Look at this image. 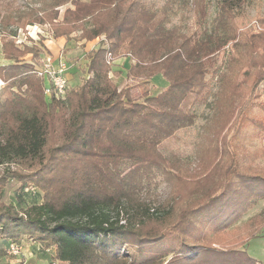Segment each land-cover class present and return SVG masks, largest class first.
<instances>
[{
  "label": "trees",
  "instance_id": "1",
  "mask_svg": "<svg viewBox=\"0 0 264 264\" xmlns=\"http://www.w3.org/2000/svg\"><path fill=\"white\" fill-rule=\"evenodd\" d=\"M184 1L199 26L205 22L207 0ZM245 1L216 0L212 28L199 33L165 27L169 3L155 11L143 0H53L38 19L48 20L51 35L69 40L79 31V40L103 35L106 44L86 52L88 76L63 99L45 95L46 79L35 67L42 49L11 45L4 50V58L12 60L0 64L8 90L0 100V235L7 247L13 237L28 234L54 247L50 258L56 264H259L243 245L261 234L263 218L246 237L233 239L239 242L216 247L206 241L209 233L224 230L264 199V166L243 165L228 153L216 181L188 203L179 204L174 196L170 204L153 206L141 191L155 171L170 183L186 176L192 181L217 167L212 158L209 169L184 173L158 145L193 123L190 107L206 99L205 77L215 68L216 54L250 40H258L253 48L264 46V32L238 31L236 17ZM60 6H65L62 16L54 9ZM21 52L30 53L31 60H22ZM120 54L134 60L126 84L162 74L167 87L156 96L143 92L142 100L132 97L128 86L120 92L109 75L111 60ZM236 62L230 58L228 68ZM246 66L255 70L254 87L264 78V55L250 57ZM242 83L233 79L225 99L217 101L222 113L228 110L221 127L241 131L247 122L262 133L264 120L250 115L258 100L242 93ZM220 139L215 137V154L224 151ZM10 180L20 190L42 189L40 203L22 214L4 203L3 188Z\"/></svg>",
  "mask_w": 264,
  "mask_h": 264
},
{
  "label": "rangeland",
  "instance_id": "2",
  "mask_svg": "<svg viewBox=\"0 0 264 264\" xmlns=\"http://www.w3.org/2000/svg\"><path fill=\"white\" fill-rule=\"evenodd\" d=\"M143 1L155 11L160 10L165 3H169L164 25L165 27H176L180 32L196 30L201 33L205 28L211 29L213 19L217 14L216 0H207V16L205 22L199 26L195 13L189 5L184 3V0ZM51 2L53 0H0V64L12 62V60L4 58L5 51H9L11 45L16 46L21 51L25 50L26 45L37 46L42 49V53L40 54V64H37L36 68H40L41 57L46 55H49L52 60L62 56L67 61L69 65L67 90H69L88 76L86 52L104 47L106 45L105 39L101 35L90 41L79 40V31L71 33L69 40H66L65 36L54 37L53 34L51 35L48 20H38L43 11L50 8ZM64 7L54 8L58 16L63 15ZM236 21L238 31L241 34L251 35L264 32V0H246L236 17ZM14 33L15 35H13ZM7 42H9V46H5ZM257 42L258 40H250L238 48H233L229 44L224 50L216 54L214 58L215 68L211 69L205 77L208 80L206 99L197 101L190 107L195 113L193 123L178 129L173 136L158 145L160 154L167 159L176 161L180 171L184 173L194 171L198 167L200 170L209 169L212 158L215 161L218 160L217 167L212 169L213 172L210 174L203 175L204 172H202L200 177L191 178L192 181H189L186 176L184 181L175 179L170 183H167L162 175L155 171L152 177L143 180L141 190L142 195L153 206L163 201L165 204H170L171 198L174 196L179 200V204L181 202L188 203L196 194L206 190L216 181L221 170H224L225 166L223 168L222 166L228 153H234L238 159L240 158L243 165L249 164L257 168L264 166V132L258 133L259 128L249 126L247 122L242 124L241 131L223 129L221 125L228 118V110L225 109L222 113L217 104L218 99H225V95L231 89L233 79L243 80L240 90L246 96L253 95L252 101L257 102L258 100L259 104V106L253 105L251 107L250 115L259 116L264 120V78L253 87L255 70L246 66L250 57L260 59L264 55V46L253 48ZM54 45L58 47L52 49ZM20 54H22L20 55L22 60H31L30 53L21 52ZM230 58L237 59V62L228 68ZM133 62L134 60L130 56L121 54L111 60L109 75L120 92L128 86L132 97L140 96V100H142L143 92L156 96L167 87V80L162 74H156L149 80H131L128 84L124 83V86L120 87L117 82L118 72H121V69L123 72L126 71ZM244 71L248 74H241ZM260 71L264 72V68ZM221 81L224 87L222 91H220ZM5 85L6 82L0 78V100L4 99L7 94L8 90ZM217 91H220L218 95L222 96L218 97L215 94ZM214 99H216V104ZM217 136H220L224 146L222 154H219V151L215 154L213 149ZM120 166L123 167L125 164L121 163ZM3 168L4 166H0V173ZM19 185L15 180H10L3 188L2 200L6 204H12L19 211V214H22V211L29 205L40 203L43 191L36 186H28L20 190ZM262 218L264 219V199H259L252 208H249L242 217L227 228L217 234L209 233L207 237L211 239L207 240L206 243L214 241L213 246L226 247L229 242L230 244L239 242L240 239L247 236L246 232L249 229L263 224L259 223ZM235 238L240 239L233 240ZM7 241L5 237L0 235V264H52L50 254L54 253V247H47L46 242L39 241L28 234L13 237L10 241L16 243L20 249L17 254H10L6 249ZM238 248H242V246H238ZM243 249L247 255L259 261V264H264V229L261 234L249 238L244 243ZM34 250L38 254L36 260H31V262L27 260L26 262L28 252Z\"/></svg>",
  "mask_w": 264,
  "mask_h": 264
},
{
  "label": "built area",
  "instance_id": "3",
  "mask_svg": "<svg viewBox=\"0 0 264 264\" xmlns=\"http://www.w3.org/2000/svg\"><path fill=\"white\" fill-rule=\"evenodd\" d=\"M110 54H108V58ZM110 59V58H109ZM69 65L62 57H57L54 60L49 55L41 57V66L38 67L37 72L46 79L45 95L50 97L53 94L56 97H64L68 88L67 70ZM19 247L16 243L11 241L7 247V252L10 254H17ZM52 264L56 262L52 261Z\"/></svg>",
  "mask_w": 264,
  "mask_h": 264
},
{
  "label": "crops",
  "instance_id": "4",
  "mask_svg": "<svg viewBox=\"0 0 264 264\" xmlns=\"http://www.w3.org/2000/svg\"><path fill=\"white\" fill-rule=\"evenodd\" d=\"M58 46L57 45H54L53 46V48L52 49H55V48H57ZM50 51H52V50H50ZM123 69H121V72H120V75H118L117 76V78H118V83L120 84V87L121 86H124V83H126V71H122ZM124 76V77H123ZM118 85V84H117ZM53 252H54V248H53ZM52 254V253H51ZM50 254V255H51ZM27 259H26V262H27V260L29 261L30 260V262H31V260H36L35 258H36V256H38V254H37V251L36 250H34L33 252H31V251H29L28 252V254H27ZM26 264V263H25Z\"/></svg>",
  "mask_w": 264,
  "mask_h": 264
}]
</instances>
